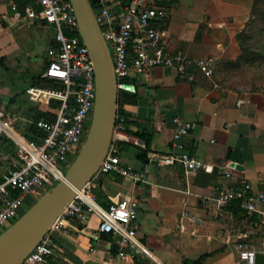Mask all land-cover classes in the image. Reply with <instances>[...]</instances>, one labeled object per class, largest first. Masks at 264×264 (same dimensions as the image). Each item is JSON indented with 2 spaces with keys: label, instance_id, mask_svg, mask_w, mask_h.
<instances>
[{
  "label": "crops",
  "instance_id": "0c3cea01",
  "mask_svg": "<svg viewBox=\"0 0 264 264\" xmlns=\"http://www.w3.org/2000/svg\"><path fill=\"white\" fill-rule=\"evenodd\" d=\"M32 1L0 0V55L7 64L0 62V110L24 133L32 131L37 109L52 112L54 106V100L51 105L39 99L44 87L35 86L33 77L43 75L50 62L56 26L16 15ZM150 1L166 11L154 25L164 32L167 47L194 58L212 57L214 75L208 77L198 66L184 72L164 66L134 70L131 79L141 98L126 108L149 120L150 157L173 151L174 117L195 122L184 137L187 149L213 168L188 172L180 162H160L157 172L149 173L148 183L118 172L99 174L94 178L98 201L108 208L125 196L134 197L139 203L138 237L167 264H187L202 256V264H238L237 243L259 246L264 218L240 203L229 205L219 216L216 197L221 189L244 181L255 191H264V85L224 84L219 77L221 65L242 54L238 33L253 15L254 0ZM111 4L118 10L124 5L122 0ZM127 126L141 129L137 123ZM116 142L126 164L141 159L139 149L146 147L145 139L126 128ZM16 151L15 143L1 133L0 179L13 166ZM99 223L96 213L82 223L68 220L54 235L55 250L48 264H154L146 254L121 258L118 237L113 233L106 237L111 232L101 231Z\"/></svg>",
  "mask_w": 264,
  "mask_h": 264
},
{
  "label": "built area",
  "instance_id": "2783aa9c",
  "mask_svg": "<svg viewBox=\"0 0 264 264\" xmlns=\"http://www.w3.org/2000/svg\"><path fill=\"white\" fill-rule=\"evenodd\" d=\"M98 1L100 9L96 11L97 17L111 46L120 90L136 92V83L131 79L132 71L150 70L157 66L170 67L178 72L198 66L205 75L213 77L215 59L194 58L182 51L174 53L164 43V32L154 25V21L166 13L163 7L150 0H131L118 10L112 6V0ZM16 15L20 19L45 20L56 26L55 38L60 48H51V59L43 76L64 83V87L41 89L40 100L44 99L51 105L53 100H60V104L51 106L54 119L43 117L35 122L41 132L36 139L15 129L6 118V112L0 110V134L5 132L17 147L13 166L0 179L1 230L21 216L28 197L38 199L51 184L65 178L71 156L79 153L87 139L96 101L95 61L80 33L72 1L34 0L25 12L17 11ZM174 121L177 127L173 136V151L161 155L160 161L163 164L180 162L188 172L211 170L213 166L193 155L184 140L196 123L180 116L174 117ZM125 128V117L118 115L113 142L95 177L118 172L137 183H148L147 171L136 170L134 164H126L122 160L116 136ZM93 180L77 192L23 264H48L55 250L54 235L65 229L68 220L82 223L93 213L100 217L101 231L118 237L122 246L119 252L121 258L146 254L154 264H167L138 237L135 224L139 215L138 201L132 196H125L106 208L98 201ZM216 200L219 216L225 215L229 205L240 203L251 213L260 212L264 218V191H255L249 181L221 189ZM127 245L132 247L131 251ZM237 248L238 264H259L258 253H264V234L259 246L238 242Z\"/></svg>",
  "mask_w": 264,
  "mask_h": 264
},
{
  "label": "water",
  "instance_id": "95a60500",
  "mask_svg": "<svg viewBox=\"0 0 264 264\" xmlns=\"http://www.w3.org/2000/svg\"><path fill=\"white\" fill-rule=\"evenodd\" d=\"M71 1L79 21L80 33L90 48L96 67V101L91 126L87 139L67 169L65 178L48 188L15 222L0 233V264L24 263L77 192L93 180L114 139L120 89L111 46L92 0ZM160 162L158 157L147 156L136 160L134 168L154 174ZM236 166L241 167L240 164ZM258 262L264 264V253H258Z\"/></svg>",
  "mask_w": 264,
  "mask_h": 264
},
{
  "label": "trees",
  "instance_id": "16d2710c",
  "mask_svg": "<svg viewBox=\"0 0 264 264\" xmlns=\"http://www.w3.org/2000/svg\"><path fill=\"white\" fill-rule=\"evenodd\" d=\"M131 0H122L124 5L128 4ZM93 6L97 12H99L100 4L98 0H92ZM106 28V27H105ZM238 40L242 48V54L238 60L229 61L227 64L231 66L241 67L244 63L248 62L251 65L262 64L264 63V0H254L253 4V15L247 22L245 28L238 33ZM53 46L55 48H60L58 41H53ZM0 62L7 67L6 59L4 56L0 55ZM34 85L39 87H58L63 88L64 83L60 81H55L49 79L48 77L43 76L42 74L34 75ZM141 98V94L139 92H131L127 90L119 91V110L118 113L120 116L125 117L126 124L137 123L141 126L139 131H133L128 126L126 130L133 132L137 136L145 139L146 147L140 148L138 152L139 158H145L148 156V152L150 150L151 144V133L148 129L149 120L140 118L128 111L126 108L127 104H137ZM60 104V100H54L53 105L58 106ZM46 117L48 119H54L55 113L53 112H45L37 109L36 121L42 117ZM147 125V126H146ZM40 129L35 124L33 129L27 135L31 138H38L40 134ZM56 183V182H55ZM54 183V184H55ZM93 190L97 195V198H100V194L98 193V189L96 187V183L93 180ZM112 233H107L106 237L111 238ZM205 256L200 257L195 260H188L187 264H202Z\"/></svg>",
  "mask_w": 264,
  "mask_h": 264
},
{
  "label": "rangeland",
  "instance_id": "374dc122",
  "mask_svg": "<svg viewBox=\"0 0 264 264\" xmlns=\"http://www.w3.org/2000/svg\"><path fill=\"white\" fill-rule=\"evenodd\" d=\"M220 71L221 75L219 80L225 82L224 84L235 85L238 82H243L244 84H247V86H253L255 88L264 85V63L251 65L246 62L241 67L231 66L230 64L223 63L221 65ZM77 155L78 154H74L71 156L70 163L75 160ZM52 185L53 184H51L48 188H50ZM36 200L37 199H35V197H28L24 205V210L22 209L21 213L23 214L30 206L34 204ZM9 225H6L5 229Z\"/></svg>",
  "mask_w": 264,
  "mask_h": 264
}]
</instances>
